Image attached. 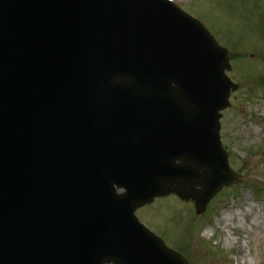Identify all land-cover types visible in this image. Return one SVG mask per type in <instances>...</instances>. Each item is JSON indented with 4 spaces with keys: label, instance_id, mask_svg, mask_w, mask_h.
<instances>
[{
    "label": "water",
    "instance_id": "95a60500",
    "mask_svg": "<svg viewBox=\"0 0 264 264\" xmlns=\"http://www.w3.org/2000/svg\"><path fill=\"white\" fill-rule=\"evenodd\" d=\"M226 69L164 0H0V264H187L134 211L240 181Z\"/></svg>",
    "mask_w": 264,
    "mask_h": 264
},
{
    "label": "rangeland",
    "instance_id": "374dc122",
    "mask_svg": "<svg viewBox=\"0 0 264 264\" xmlns=\"http://www.w3.org/2000/svg\"><path fill=\"white\" fill-rule=\"evenodd\" d=\"M172 1L230 56L225 75L236 89L221 112L220 139L241 180L201 213L190 199L171 194L135 216L188 264H264V0ZM227 239L235 244L227 246Z\"/></svg>",
    "mask_w": 264,
    "mask_h": 264
},
{
    "label": "bare ground",
    "instance_id": "6f19581e",
    "mask_svg": "<svg viewBox=\"0 0 264 264\" xmlns=\"http://www.w3.org/2000/svg\"><path fill=\"white\" fill-rule=\"evenodd\" d=\"M208 237L210 236V235H207ZM226 242H227V246H230V244L231 245H234L235 244V242L234 241H229L228 239L226 240ZM241 264H244V262H241Z\"/></svg>",
    "mask_w": 264,
    "mask_h": 264
},
{
    "label": "trees",
    "instance_id": "16d2710c",
    "mask_svg": "<svg viewBox=\"0 0 264 264\" xmlns=\"http://www.w3.org/2000/svg\"><path fill=\"white\" fill-rule=\"evenodd\" d=\"M258 192H260V189L255 187V188H254V195L257 196V193H258ZM258 194H259V193H258Z\"/></svg>",
    "mask_w": 264,
    "mask_h": 264
}]
</instances>
